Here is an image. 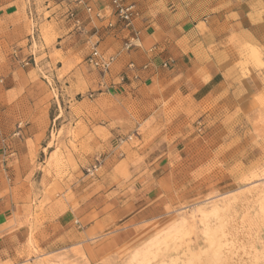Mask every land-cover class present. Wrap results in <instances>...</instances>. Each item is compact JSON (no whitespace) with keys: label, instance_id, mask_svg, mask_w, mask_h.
I'll return each mask as SVG.
<instances>
[{"label":"rangeland","instance_id":"1","mask_svg":"<svg viewBox=\"0 0 264 264\" xmlns=\"http://www.w3.org/2000/svg\"><path fill=\"white\" fill-rule=\"evenodd\" d=\"M20 20L13 50L35 58L20 128L39 130L15 179L28 251L5 264H264V97L220 103L202 130L182 99L116 97L83 37L67 49L44 19L31 43ZM67 210L94 222L86 243L67 247L75 232L57 251L34 245L37 224Z\"/></svg>","mask_w":264,"mask_h":264},{"label":"crops","instance_id":"2","mask_svg":"<svg viewBox=\"0 0 264 264\" xmlns=\"http://www.w3.org/2000/svg\"><path fill=\"white\" fill-rule=\"evenodd\" d=\"M34 1L38 13H57L47 19L56 25L57 44H69L67 49L85 45L71 24L60 19L62 11L57 10L56 0ZM129 1L138 11L129 29H122L119 22L112 30L94 23L99 47L115 56L103 77L108 78L109 91L116 97L182 99L193 105L196 119L202 117L197 122L202 130L207 129L211 122L207 119L220 103L234 105L237 99L248 106L252 98L264 97V0ZM107 2L97 0L95 6ZM25 8L24 0H0V153L5 154L6 162L0 170L1 264L26 254L32 224L15 194V179L25 174L18 166L24 160L23 148L39 130L33 132V125L20 128L19 120L27 108L26 100L29 103L26 88L34 80L13 50L23 36L19 21L26 15ZM128 40L135 45L126 50ZM69 61L74 65V58ZM130 63L133 70L128 68ZM54 217L37 224L34 245L57 251L60 237L75 232L79 236L67 247L86 243L85 232L94 222L82 225L72 210Z\"/></svg>","mask_w":264,"mask_h":264},{"label":"built area","instance_id":"3","mask_svg":"<svg viewBox=\"0 0 264 264\" xmlns=\"http://www.w3.org/2000/svg\"><path fill=\"white\" fill-rule=\"evenodd\" d=\"M25 1V12L27 19L32 23L29 39L31 43L34 41L33 34L38 31L37 23L40 18L50 19L56 12L44 17L38 13L34 0ZM97 0H56L57 10L60 13V19L69 22L77 33L85 39V44L88 46V53L85 56L84 62L93 68L99 70L103 74L107 73L113 63L115 56L107 54L99 48V38L97 29L94 23H101L106 30L115 28L116 22L121 24L122 29H129L132 26L133 20L137 17L138 11L136 5L129 0H107V4L103 7H96ZM81 7V8H79ZM81 10V11H80ZM81 12V14H80ZM135 43L128 40L124 43L126 50L131 49ZM35 60L34 55L30 54L23 58V63L28 64L29 61ZM164 65H166L164 63ZM128 68L133 70L134 64L130 63ZM5 154L0 153V170L3 166Z\"/></svg>","mask_w":264,"mask_h":264}]
</instances>
